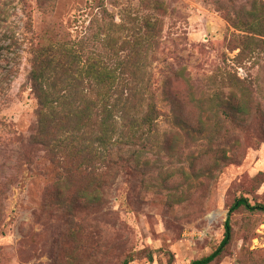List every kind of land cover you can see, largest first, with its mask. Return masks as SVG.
Listing matches in <instances>:
<instances>
[{"label":"rangeland","instance_id":"374dc122","mask_svg":"<svg viewBox=\"0 0 264 264\" xmlns=\"http://www.w3.org/2000/svg\"><path fill=\"white\" fill-rule=\"evenodd\" d=\"M251 4L0 0V264H190L220 244L235 200L264 206V44L237 57L243 33L229 22ZM146 34L138 56L156 88V133L133 148L117 137L133 168L95 206L64 214L68 196L48 197L56 172L34 141L33 61L66 46L113 64L123 42ZM235 78L250 93L244 111L233 108ZM211 264H264V212L235 210L230 244Z\"/></svg>","mask_w":264,"mask_h":264},{"label":"trees","instance_id":"16d2710c","mask_svg":"<svg viewBox=\"0 0 264 264\" xmlns=\"http://www.w3.org/2000/svg\"><path fill=\"white\" fill-rule=\"evenodd\" d=\"M257 6L252 0L250 10L242 8L229 18L232 27L243 33L237 37L243 42L237 57L253 44H264V20ZM146 28L152 31L149 22ZM148 37L123 42L128 51L123 58L115 52L113 64L101 58L83 59L81 48L66 46L50 47L33 61L29 81L38 105L34 141L44 148L56 172L48 197L59 201L68 196L66 206L61 207L64 214L74 217L77 211L95 206L99 192L112 184L119 170L125 164L133 168L124 159L123 149L116 146L117 137L126 136V144L133 148L138 139L147 141L156 133L160 117L156 88L142 72L144 62L138 56ZM112 41L107 38L106 44L111 46ZM230 82L240 92L234 96L233 108L244 111L251 103L249 90L240 79ZM227 118L231 116L225 114ZM239 208L264 212L263 205H251L245 198L235 200L228 209L220 244L190 264H211L222 256L231 241V215Z\"/></svg>","mask_w":264,"mask_h":264}]
</instances>
